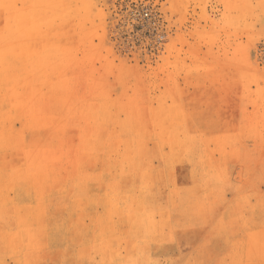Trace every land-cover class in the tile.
Listing matches in <instances>:
<instances>
[{
    "label": "rangeland",
    "instance_id": "1",
    "mask_svg": "<svg viewBox=\"0 0 264 264\" xmlns=\"http://www.w3.org/2000/svg\"><path fill=\"white\" fill-rule=\"evenodd\" d=\"M0 264H264V0H0Z\"/></svg>",
    "mask_w": 264,
    "mask_h": 264
},
{
    "label": "built area",
    "instance_id": "2",
    "mask_svg": "<svg viewBox=\"0 0 264 264\" xmlns=\"http://www.w3.org/2000/svg\"><path fill=\"white\" fill-rule=\"evenodd\" d=\"M158 12L152 11L150 8L146 7L139 11L136 16H134L133 20L138 19L141 22L145 21L148 24H154L158 20L159 14ZM139 24V23H137ZM141 24V23H140Z\"/></svg>",
    "mask_w": 264,
    "mask_h": 264
},
{
    "label": "bare ground",
    "instance_id": "3",
    "mask_svg": "<svg viewBox=\"0 0 264 264\" xmlns=\"http://www.w3.org/2000/svg\"><path fill=\"white\" fill-rule=\"evenodd\" d=\"M262 168H263V166H262Z\"/></svg>",
    "mask_w": 264,
    "mask_h": 264
}]
</instances>
